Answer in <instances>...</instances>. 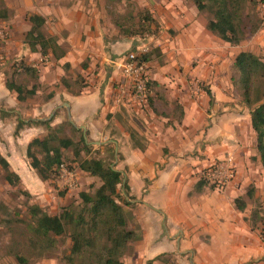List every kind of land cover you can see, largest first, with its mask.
I'll list each match as a JSON object with an SVG mask.
<instances>
[{"label": "crops", "instance_id": "0c3cea01", "mask_svg": "<svg viewBox=\"0 0 264 264\" xmlns=\"http://www.w3.org/2000/svg\"><path fill=\"white\" fill-rule=\"evenodd\" d=\"M114 3L119 2L0 0V27L10 37L0 44V63L22 58L39 70L40 82L47 84L50 87L48 94H52L42 104H30L25 112L13 110L21 102L5 88L4 73L0 69V107L10 108L6 111L0 109V133H6L4 139L11 142L6 147L0 146V155L8 162L10 170L22 179V174L30 168L25 155L26 146L33 138L43 137L45 132L44 127L31 126L29 121L45 122L53 117L51 126H54L67 118L76 128L88 131L94 140L91 143L96 146L111 144L121 154L120 168L125 171L119 168L117 171L127 180L130 195L136 196L137 188L142 187L141 196L134 200L137 222L144 230V238H147L150 225L151 234L157 238L148 255L162 247L164 250L156 252L154 257L164 252L178 256L192 253L189 264H256L251 262L257 258L262 259L259 264H264V243L258 241L234 207V200L243 187L240 182L253 177L248 167L251 168L249 159L254 153L242 144L245 121L246 131L248 128L247 132L254 137L250 116L240 114V108L228 98L225 92L229 85L224 83L219 66L210 57L205 59L208 65L212 61L206 69L210 70L196 77L206 82V91L213 97L212 103L204 90L198 86L188 88L179 70L166 64L150 76L159 85L161 93L158 96L163 99L154 94V105L147 106V114L139 107H132L134 104L130 103L127 90L126 96L121 95L127 83L117 64L124 60V51L129 44L136 48L139 45L134 40L129 42L111 35L115 33L110 12ZM151 12L161 23L177 30L185 27L178 37L182 39L184 36L188 45V10L180 1L166 3ZM30 14L45 19L44 34L55 37L65 50V56L55 61L57 64L50 61V55L42 57L31 53L24 43V35L30 28L27 20ZM254 50L253 54L258 56ZM84 61L86 67L81 66ZM64 64L79 68L83 76L90 74L88 85L79 95L69 93L66 88L57 90L51 87L64 75L61 68ZM166 108H180L179 120L167 118L170 113ZM20 121L26 125L14 135ZM136 122L143 128H138ZM126 124L138 132L142 145H132ZM191 140L193 143L195 140L194 144L201 142L194 148L203 159L189 155ZM225 151H232L235 155L238 173L234 180L225 185L221 193L209 187L197 192V180L201 179L198 166L205 167L214 159H222ZM246 161L248 165L245 166ZM151 210L157 211L158 215ZM160 238L168 240L157 247ZM181 263L184 264L178 259V264Z\"/></svg>", "mask_w": 264, "mask_h": 264}, {"label": "rangeland", "instance_id": "374dc122", "mask_svg": "<svg viewBox=\"0 0 264 264\" xmlns=\"http://www.w3.org/2000/svg\"><path fill=\"white\" fill-rule=\"evenodd\" d=\"M173 1H180L188 10V45L186 43L187 39L184 36L181 37L182 39L178 37L185 27L177 30L176 27L168 26L165 22L161 23L158 19L159 17H154L155 15L151 12V10H158L159 7H164L166 3H171ZM118 2L119 3H114L112 10H110L113 27L115 29V33L111 35L115 38L120 37L129 42L134 40V42L138 43L139 48L131 47L129 44L128 48L124 51V53H126L125 57L130 53L140 55V53H142L140 49H144L145 51L141 55H148L147 61L144 63L146 64V79L149 83L150 95H148L147 99L149 101L147 102V105H143L130 100V103L134 104L132 107H139V110H142L144 113L146 112V114L149 111L147 107L148 104L150 107H153L155 98L154 94L157 95L156 97H159L158 95L161 93V90L159 85L153 81L150 76L156 72L159 67L166 64H170L172 67L179 70L178 73L183 75V81L188 83V88L198 86L201 90L206 92V82L196 76L197 74L204 72L208 66L211 65L212 61L209 62L210 64L208 65L207 60H205L210 57L214 60L213 63H217L219 66L224 83L229 85V87H226L227 91H224L228 98L233 100V103L240 108L238 109L240 110V114H243V116L250 115V109L246 108L242 103V97L239 94L237 87L231 82V75L233 72L232 64L235 56L243 51L254 53V49H256L259 53L258 56L264 58V37H261L264 36V0H248L245 13L253 18L252 20L258 25V30L256 34L253 36H246L235 46L223 42L206 30L205 25L210 19V14L208 12L199 13L191 0H118ZM2 11H4L3 8ZM146 17H148L149 20H146ZM0 30L3 31L1 27ZM8 38H10L9 34L5 33V39L0 41V44L8 40ZM184 45L187 47L184 48ZM176 48H178V51ZM50 61L56 63L53 58H50ZM20 62L22 63L25 61L22 58H18L15 60L6 59L0 63V69H2L4 73V84L7 80L20 79V77H18L19 70H16V65ZM48 62L43 61L42 63ZM86 65V61L81 64L82 67H86ZM61 68L64 75L60 78L58 83L52 84L51 87L57 90L60 88H66L69 93L75 94L80 90L82 85H88V77L90 74L83 76L79 68H70V66L64 67V65H62ZM209 70L210 69L205 72ZM40 77L41 75H39V82ZM173 78H175V76H173ZM179 79L180 77H178V80ZM63 81H65V84L62 83ZM122 83L124 84V81H122ZM26 85L30 86L28 80H26ZM126 90L128 97L131 96V88L128 83L125 85V90H122L125 92H122L121 95L126 96ZM10 94L12 97L15 96L13 93ZM49 95L47 89L43 88L39 93L28 99L29 101L21 102L12 109H16L19 112H25L24 110H27L30 104H42L49 100ZM208 97L210 98V103H212L213 97L211 93ZM159 98L161 100L163 99L162 97ZM0 109L6 111L10 108L1 106ZM50 111L48 112V115ZM167 111L170 113L167 118L179 120L181 115L180 108L179 110L176 108H173L172 110L167 109ZM65 120L68 119L66 118ZM68 121L72 123L70 120ZM108 122L111 123L109 118ZM72 124L75 125L74 123ZM126 125L127 132L131 134L132 139L130 141L132 145H142L141 136L138 132L132 126H129L128 124ZM136 126L138 128H143L138 125L137 122ZM108 127L110 128V126ZM242 127L245 128L242 135V144L245 145V148L253 150L254 153L249 159L252 164L251 168L250 166L248 167L251 169L250 172L253 174V177L249 178L246 182H240V185H243V187L241 189V194H238L236 199H240L244 203V210L238 211L241 213L242 219L246 225L255 233L258 241L264 243V170L258 159V152L255 146V134L254 137H252L250 136L251 134L247 132L248 128L246 131V121ZM76 129L77 131L75 133L66 131L61 134V137L65 135L71 136L75 142H79L80 137L82 136L90 146L91 155L89 157L101 159L105 164H109L115 170L119 168L122 171H125V168H120V162L123 157H121V154L118 151H115L114 146L111 144L96 146L91 143V141L94 140L90 138L88 131H84L82 128ZM44 131L43 136L47 133L45 129ZM5 134L6 133L2 135V133H0L1 147H6L11 143L9 140L4 139ZM191 143L192 144L188 146L189 151H192L191 153L189 152V155L203 159L202 156H199V152L196 148H194L196 145L199 147L201 142L197 143L196 141L197 144H194L195 140L194 143L193 140H191ZM64 156L65 165H63V167L72 173L74 179V187L70 189L63 186V180L67 177L65 175L63 177L61 168L56 175L48 180H41L36 172L29 168L27 173L22 174L23 177L22 179L20 178L19 182L10 185L5 181L3 170L0 167V264H92L88 255L81 259L68 258L71 248L69 238L71 232L70 227L66 228V233L64 235L53 237L52 244H46L41 239H38L41 247H37L31 241L34 239L36 240V238L33 237L29 230V227L32 225V219L29 214L30 206L37 205L41 207L45 213L51 216H60L68 211L78 213L83 206L79 196L80 193H87L92 196L95 190L100 186V182L96 177H92L89 174L80 171L78 168L79 161L86 158L84 153H81L80 157L76 158L70 151H66ZM222 157L223 158L220 160L214 159V161H210V164L221 163L225 158H231V164L234 167L236 176L238 168L234 153L232 151H225ZM210 164L205 167L203 165L198 166L202 172L200 176H205L208 167L211 166ZM244 165H248L247 161ZM204 171L205 173H203ZM123 180L126 185L127 180L124 179V177ZM198 181L199 180H197V183ZM240 185H238L237 188L240 187ZM205 187L209 186L203 185L200 189L196 186L195 189L199 192ZM209 188L218 193H221L224 190H216V188L214 189L212 187ZM141 189V186L138 187L136 192L137 195L134 196V194L130 195L129 188L125 189L122 185L118 188L119 198L117 201L122 205L125 211L128 229L134 230L138 234L137 240L128 244L127 250L121 260L124 264H146L148 261H153L154 264H178V259H180L184 264H189V262H191L190 257L192 253L178 256L172 253L170 254L169 252H164V254L161 253L159 256L154 257L156 252L164 250V248L161 247L160 249L152 251L151 254L148 255V250L152 245V242L157 238L151 234L153 232L152 225H150V228L147 230V238H144V230H141L139 226L140 224L137 222V209L134 200L136 197L141 196ZM234 207L236 209L235 204ZM150 212L155 216L158 215L155 210H151ZM149 233L151 235H148ZM160 239L161 241L159 243H155L157 247H159V244H165V240H168ZM149 257L154 258L149 260ZM261 260V258H257L251 263L256 262V264H259Z\"/></svg>", "mask_w": 264, "mask_h": 264}, {"label": "trees", "instance_id": "16d2710c", "mask_svg": "<svg viewBox=\"0 0 264 264\" xmlns=\"http://www.w3.org/2000/svg\"><path fill=\"white\" fill-rule=\"evenodd\" d=\"M191 1L199 13L208 12L210 14L205 28L223 42L238 45L246 36H253L258 30V25L252 20L253 18L245 13L248 0ZM27 20L30 28L24 35V43L30 52L38 53L42 57L50 55L56 62L61 60L65 56V50L57 43L55 37L44 34L45 19L38 14H30ZM146 20L149 18L146 17ZM147 57L146 54L139 55L137 60L145 62ZM64 67H69V65L64 64ZM16 70H19L20 79L7 80L4 85L10 93L15 95L18 102L27 101L43 88L48 89L47 84L39 82V71L30 64L20 62L16 65ZM232 70L231 82L237 87L242 103L250 109V126L255 134L258 159L264 170V58L251 52H240L234 58ZM26 80L30 82V86L26 85ZM62 83L65 84V81ZM146 86L145 105L150 95L148 81ZM85 87L82 85L80 90L73 95H79ZM206 92L210 94L209 91ZM49 96L51 97L52 94ZM52 121L53 119L45 122L29 121L28 123L33 126H42L47 131L45 136L33 138L26 146L25 155L30 168L41 180H48L59 172L62 165H65L64 153L66 151H70L76 158L84 153L86 158L79 161L78 168L96 177L100 186L92 196L80 193L83 206L78 213L68 211L60 216H51L37 205L30 206L29 214L32 225L29 230L36 238V240H31L32 243L41 247L38 241L41 239L46 244H52L53 237L64 235L66 228L70 227L69 259H81L88 255L92 264H124L121 258L128 244L137 240L138 234L128 229L125 211L117 201L119 186L129 188L127 184L125 185L122 173L109 164H105L101 159L89 157L91 149L82 136L79 142H75L71 136L61 137V134L66 131L75 133L77 131L75 125L65 120L51 126ZM24 125L26 124L22 121L18 122L14 135H18ZM0 167L8 184L19 182V176L10 170L8 162L1 155ZM203 185L216 188L215 184L209 183L204 176L196 186L200 189ZM234 204L237 210H244V203L240 199H235ZM146 264H154V262L148 261Z\"/></svg>", "mask_w": 264, "mask_h": 264}, {"label": "built area", "instance_id": "2783aa9c", "mask_svg": "<svg viewBox=\"0 0 264 264\" xmlns=\"http://www.w3.org/2000/svg\"><path fill=\"white\" fill-rule=\"evenodd\" d=\"M5 39V32L0 30V41ZM145 52L144 49H140ZM140 53V55L142 54ZM139 55L130 53L121 63L117 64L118 70L121 72L122 77L130 85L131 88V101L135 103H146V64L137 60ZM61 173L67 177L63 180V186L66 188L74 187V179L72 173L63 167H60ZM202 173V172H201ZM205 173V172H204ZM203 177V176H201ZM200 177V178H201ZM235 177V170L231 164V158H225L221 163L213 164L208 167L204 178L212 184H215L216 190H222L225 185L232 182Z\"/></svg>", "mask_w": 264, "mask_h": 264}]
</instances>
